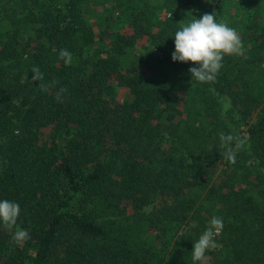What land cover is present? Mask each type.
I'll return each instance as SVG.
<instances>
[{
    "label": "trees",
    "instance_id": "obj_1",
    "mask_svg": "<svg viewBox=\"0 0 264 264\" xmlns=\"http://www.w3.org/2000/svg\"><path fill=\"white\" fill-rule=\"evenodd\" d=\"M231 1L13 0L0 32V200L20 214L0 225V264H194L213 216L224 227L210 264H264V1H232L242 51L214 81L171 59L181 24L218 21ZM95 29L103 52L88 51ZM139 47L150 53L132 57ZM220 133L246 141L234 163ZM17 229L30 239L14 242Z\"/></svg>",
    "mask_w": 264,
    "mask_h": 264
},
{
    "label": "clouds",
    "instance_id": "obj_2",
    "mask_svg": "<svg viewBox=\"0 0 264 264\" xmlns=\"http://www.w3.org/2000/svg\"><path fill=\"white\" fill-rule=\"evenodd\" d=\"M242 51V42L237 31L229 27L225 22H217L214 13L204 14L200 18L191 16V19L181 24L174 34V51L171 54L173 61L192 63L198 67L189 68L191 77L201 83L214 81L222 60L226 55H238ZM61 58L70 62L71 54L61 50ZM38 70H34L37 72ZM36 78L35 76L33 77ZM221 147L224 148L223 157L230 163L235 162L236 151L243 145V141L233 135L220 133ZM235 142V148L231 145ZM20 214V206L16 202L0 200V225L8 230L16 226ZM222 218L213 216L207 227L193 243L192 260L201 262L205 260V253L214 249L215 237L223 229ZM30 239V234L25 229H17L13 232V240L17 244Z\"/></svg>",
    "mask_w": 264,
    "mask_h": 264
},
{
    "label": "rangeland",
    "instance_id": "obj_3",
    "mask_svg": "<svg viewBox=\"0 0 264 264\" xmlns=\"http://www.w3.org/2000/svg\"><path fill=\"white\" fill-rule=\"evenodd\" d=\"M234 1V0H232ZM232 1L230 3H228L227 5V8H226V11H224V13L221 15V17L218 19L217 22H225L229 27L232 26V23L235 21V19L237 18V16L239 15V13H236V9H235V6L234 4L232 3ZM260 1H264V0H260ZM9 6V8H7ZM245 7H250V3H246L244 4ZM15 12V8H14V5H13V0H0V32L4 31V29H6L7 27L11 26V23L10 21L12 20V14H14ZM238 12V11H237ZM8 16H10V18H8ZM8 19V20H7ZM4 28V29H3ZM97 31L95 29V37H94V41L96 42L94 44V46H91L90 49H88V51L90 52H93L92 50L94 49V47H96L97 50H101L103 52V50H107L106 47H105V40L101 43V40H100V36H97ZM98 42V43H97ZM95 50V49H94ZM150 51H147L145 48H137L134 52L130 53V55H132V57H140L141 54H149ZM87 54V52H86ZM85 57V56H84ZM153 57H155V59H152V67H155L156 65H159L160 62L158 61V54L157 53H153ZM154 69V68H153ZM233 74L235 73V70H232ZM247 75V74H246ZM251 75V78L253 79L254 83L253 84H250L248 83V90L245 89V91H247L248 93L251 92V90H254L255 87H256V81L254 79H256V76L254 73H250ZM245 76H243L244 78ZM238 83V81H237ZM264 85V84H263ZM263 85H261L260 87H264ZM244 89V88H243ZM250 91V92H249ZM17 103H14V105H16ZM229 104L228 102V99L225 98L223 103H222V107L224 109L225 106H227ZM244 125H242L240 127V129H244ZM241 141H243L245 143V146H246V141L244 138H241ZM157 203V202H156ZM149 209V207H148ZM219 237L216 236L215 237V241H216V247L214 249H211L212 251L216 252V250L220 247V243L218 241ZM211 256L210 255H206L205 256V260L204 261H201L199 264H210V261H211Z\"/></svg>",
    "mask_w": 264,
    "mask_h": 264
}]
</instances>
